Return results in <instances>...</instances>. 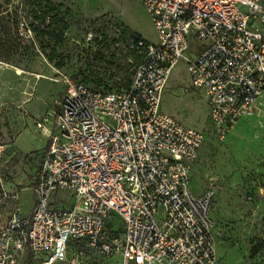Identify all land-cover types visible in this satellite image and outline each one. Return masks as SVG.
<instances>
[{"label":"built area","instance_id":"2783aa9c","mask_svg":"<svg viewBox=\"0 0 264 264\" xmlns=\"http://www.w3.org/2000/svg\"><path fill=\"white\" fill-rule=\"evenodd\" d=\"M139 2L156 42L130 44L140 62L126 88L98 91L61 80L34 206L28 216L8 218L0 264H17L24 253L64 262L70 243L121 264H218L213 192L191 191L203 136L162 112V95L185 58L189 87L203 93L223 141L264 96V0ZM191 41L203 51L187 54ZM111 215L121 223L116 231Z\"/></svg>","mask_w":264,"mask_h":264},{"label":"rangeland","instance_id":"374dc122","mask_svg":"<svg viewBox=\"0 0 264 264\" xmlns=\"http://www.w3.org/2000/svg\"><path fill=\"white\" fill-rule=\"evenodd\" d=\"M46 3L67 25L60 41L57 30L53 38L42 36L49 19L44 24L35 20L46 12ZM30 24L38 28L36 34L28 30ZM134 34L156 42L139 0H0V232L12 213L28 216L34 206L32 189L48 143L46 130L54 131V101L65 90L61 80H78L98 91L125 88L137 63L129 48ZM189 48L187 54L194 48L200 53L204 45L191 41ZM188 83L183 58L170 74L161 111L203 136L191 189L198 195L213 192L210 217L218 264H264V96L221 141L208 120L203 93ZM109 223L115 231L121 228L114 215ZM17 264L44 262L24 253ZM56 264L121 260L76 244Z\"/></svg>","mask_w":264,"mask_h":264},{"label":"trees","instance_id":"16d2710c","mask_svg":"<svg viewBox=\"0 0 264 264\" xmlns=\"http://www.w3.org/2000/svg\"><path fill=\"white\" fill-rule=\"evenodd\" d=\"M45 8H46V12L44 14H42V16H36L35 17V20H40L41 24H44L46 19L50 20V24H48L47 30L42 33V36H47L48 38H53L54 34H55V31L57 30L58 31L57 39L60 41L62 36H63V33L67 29V25L64 23L63 17L61 16V14H60V12L58 11L57 8L53 7L50 3H46L45 4ZM37 9H38L39 13L44 11L40 4H38ZM49 15H52V16L49 17ZM28 30L33 32L34 34H36L38 32V28L34 24H30ZM138 40L145 41L139 35H135V34L131 35L130 38H129V48H130V44L132 42H137ZM145 42H147V41H145ZM131 53L134 54L137 57V63L134 66V68H135L140 62V55L138 53H136L135 51H132V50H131ZM132 74H133V72H132ZM130 81H129V84H130ZM107 91H112V90H107ZM71 245H76V243H70L69 247Z\"/></svg>","mask_w":264,"mask_h":264},{"label":"crops","instance_id":"0c3cea01","mask_svg":"<svg viewBox=\"0 0 264 264\" xmlns=\"http://www.w3.org/2000/svg\"><path fill=\"white\" fill-rule=\"evenodd\" d=\"M202 93V92H201ZM46 149V148H45ZM199 152H200V150H199ZM199 155V154H198ZM196 163V162H195ZM195 165V164H194ZM194 167V166H193ZM193 169V168H192ZM191 178H192V172H191ZM191 182H192V180H191ZM191 191H192V189H191ZM206 191V190H205ZM193 192V191H192ZM196 194V193H195ZM203 194V193H202ZM197 196H200V195H198V194H196Z\"/></svg>","mask_w":264,"mask_h":264}]
</instances>
